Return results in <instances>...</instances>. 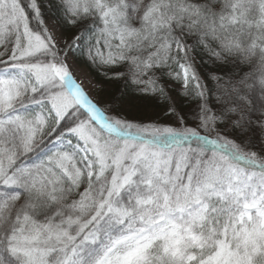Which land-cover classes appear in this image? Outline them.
<instances>
[{"label":"snow or ice","instance_id":"obj_1","mask_svg":"<svg viewBox=\"0 0 264 264\" xmlns=\"http://www.w3.org/2000/svg\"><path fill=\"white\" fill-rule=\"evenodd\" d=\"M0 264H264V0H0Z\"/></svg>","mask_w":264,"mask_h":264},{"label":"rangeland","instance_id":"obj_2","mask_svg":"<svg viewBox=\"0 0 264 264\" xmlns=\"http://www.w3.org/2000/svg\"><path fill=\"white\" fill-rule=\"evenodd\" d=\"M79 82V81H78ZM84 86L87 88L89 86V82L88 81H85L84 82Z\"/></svg>","mask_w":264,"mask_h":264}]
</instances>
